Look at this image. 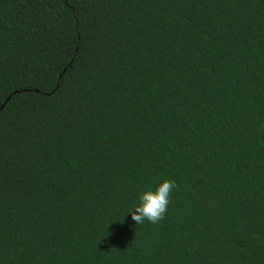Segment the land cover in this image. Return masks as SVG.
<instances>
[{
  "label": "trees",
  "instance_id": "trees-1",
  "mask_svg": "<svg viewBox=\"0 0 264 264\" xmlns=\"http://www.w3.org/2000/svg\"><path fill=\"white\" fill-rule=\"evenodd\" d=\"M0 264H264V0H0Z\"/></svg>",
  "mask_w": 264,
  "mask_h": 264
},
{
  "label": "clouds",
  "instance_id": "clouds-1",
  "mask_svg": "<svg viewBox=\"0 0 264 264\" xmlns=\"http://www.w3.org/2000/svg\"><path fill=\"white\" fill-rule=\"evenodd\" d=\"M175 187V181L166 179L155 190L145 191L139 197L140 203L132 213V220L136 225L142 224L145 220L152 224H158L163 220L170 203V194Z\"/></svg>",
  "mask_w": 264,
  "mask_h": 264
}]
</instances>
